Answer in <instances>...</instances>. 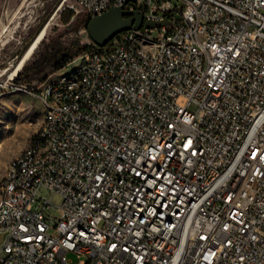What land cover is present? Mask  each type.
Returning a JSON list of instances; mask_svg holds the SVG:
<instances>
[{"label":"built area","instance_id":"built-area-1","mask_svg":"<svg viewBox=\"0 0 264 264\" xmlns=\"http://www.w3.org/2000/svg\"><path fill=\"white\" fill-rule=\"evenodd\" d=\"M177 1L66 4L169 22L87 42L67 91L44 82L49 131L0 185V264H264V0Z\"/></svg>","mask_w":264,"mask_h":264},{"label":"rangeland","instance_id":"rangeland-1","mask_svg":"<svg viewBox=\"0 0 264 264\" xmlns=\"http://www.w3.org/2000/svg\"><path fill=\"white\" fill-rule=\"evenodd\" d=\"M51 1L13 0L5 8L3 15L0 14V177L8 160L27 146L39 129L42 118L39 95L44 82L59 78L64 70H70L79 64L78 58L72 65L55 69L62 59V53L66 50L71 51L80 44L93 42L81 31L85 18L66 7L67 3L74 0H66L63 5L62 0H58L41 26L42 28L47 24L43 39L24 63L26 67L21 68L19 80L15 81L17 74L14 76L10 74L21 56L17 57V54L30 30L37 26ZM144 3L145 0H137V7H142ZM59 5L62 7L57 9ZM19 84L25 86L29 84V91H15L12 86ZM39 194L51 198L53 204L46 211L52 217L57 216L61 195L52 194L44 187L40 188ZM5 238L6 232H0V245ZM68 257L75 259L71 254Z\"/></svg>","mask_w":264,"mask_h":264},{"label":"bare ground","instance_id":"bare-ground-1","mask_svg":"<svg viewBox=\"0 0 264 264\" xmlns=\"http://www.w3.org/2000/svg\"><path fill=\"white\" fill-rule=\"evenodd\" d=\"M108 8H102V10H96V15L102 13L103 11L107 10ZM46 27L47 24H45L38 34L32 39V41L28 44L26 49L23 51L21 56L16 61L12 71L11 76H14L17 74V72L22 68L24 63L28 60V58L31 56V54L36 49L38 43L41 41L43 36L46 33ZM115 36L112 38L114 39ZM110 42V41H108ZM141 44L142 45H150L151 44V37H141ZM97 45V44H95ZM78 59V58H77ZM80 62L79 64L75 65L70 70H64V72L59 77V89L60 91H67L68 85H71L72 81L74 80V76L77 73H81L82 69L85 66V58H79ZM10 76V77H11ZM19 91H25V89H14ZM77 90H84V77H77ZM42 103V118L39 128H41V131H49L50 128V116H47V107L45 102ZM49 147H51V138H42V146L40 147V154H48L49 153ZM23 150H26V146L22 148L17 154H15L13 157L10 158V160L7 162V164L4 167V171L0 177V185L2 184V177L7 176V168L12 167V159L15 156H18L22 153ZM164 234H174V227L171 226H164ZM53 259L56 260V263H65V256L61 255L60 252H53Z\"/></svg>","mask_w":264,"mask_h":264},{"label":"water","instance_id":"water-1","mask_svg":"<svg viewBox=\"0 0 264 264\" xmlns=\"http://www.w3.org/2000/svg\"><path fill=\"white\" fill-rule=\"evenodd\" d=\"M168 22V18L158 21L145 20L138 9L129 10L113 5L102 13L91 16L86 23V31L95 44L103 46L122 31L141 27L154 28Z\"/></svg>","mask_w":264,"mask_h":264},{"label":"trees","instance_id":"trees-1","mask_svg":"<svg viewBox=\"0 0 264 264\" xmlns=\"http://www.w3.org/2000/svg\"><path fill=\"white\" fill-rule=\"evenodd\" d=\"M58 0H53L48 9L45 10L44 14L41 16V19L39 21V23L37 24V26L33 29L30 30L28 37L25 40V43L21 46L17 57H19L23 51L26 49L27 45L31 42L32 38L35 36V34L37 33V31L39 30V28H41V26L45 23L47 17L49 16V14L53 11L54 7L56 6ZM89 17L84 19V26H86V23L88 21ZM44 37V36H43ZM43 39V38H42ZM41 39V40H42ZM41 42V41H40ZM39 42V43H40ZM38 43V45H39ZM37 45V46H38ZM88 47L87 44H80L77 47H75L73 50H66L62 53V59L61 61L58 63V65L55 67V69L59 70L62 67H64L69 61H71L74 57H76L77 55H79L80 53H82L86 48ZM26 65L24 64L22 66V68H25ZM21 75V69L17 72L16 77L14 78L15 81L19 80V77ZM29 86V84H28Z\"/></svg>","mask_w":264,"mask_h":264},{"label":"crops","instance_id":"crops-1","mask_svg":"<svg viewBox=\"0 0 264 264\" xmlns=\"http://www.w3.org/2000/svg\"><path fill=\"white\" fill-rule=\"evenodd\" d=\"M11 1H13V0H0V14L1 15H3V11L5 10V8L6 7H8L9 6V4L11 3ZM53 1V0H52ZM51 1V2H52ZM50 2V3H51ZM70 9V8H69ZM71 11V10H70ZM77 14H79V16H82V17H84V18H87L88 17V15H87V13L85 12V11H78L77 12ZM84 26V25H83ZM82 26V27H83ZM81 31L82 32H84L85 33V35H86V37H89L88 36V33H87V31L86 30H83V29H81ZM72 65L73 64V61L71 60V61H69L68 63H67V65ZM65 67V66H64ZM10 160V159H9ZM8 160V161H9ZM7 164V163H6ZM4 171V170H3Z\"/></svg>","mask_w":264,"mask_h":264}]
</instances>
